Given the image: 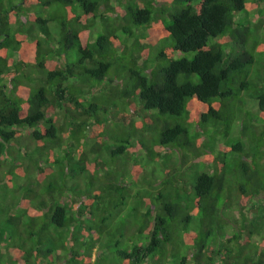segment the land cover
Masks as SVG:
<instances>
[{
	"label": "trees",
	"instance_id": "obj_1",
	"mask_svg": "<svg viewBox=\"0 0 264 264\" xmlns=\"http://www.w3.org/2000/svg\"><path fill=\"white\" fill-rule=\"evenodd\" d=\"M263 26L264 0H0V264H264Z\"/></svg>",
	"mask_w": 264,
	"mask_h": 264
},
{
	"label": "rangeland",
	"instance_id": "obj_2",
	"mask_svg": "<svg viewBox=\"0 0 264 264\" xmlns=\"http://www.w3.org/2000/svg\"><path fill=\"white\" fill-rule=\"evenodd\" d=\"M249 19L251 20V21H254L255 22V20H256V17L254 16V15H252V14H250V16H249ZM262 32L264 33V26L262 27ZM171 45V44H170ZM243 49V47L242 46H237V47H235V46H230L229 47V51H232L233 52V54L232 55H236L237 53H239L241 50ZM184 56H186L187 58H191L192 57V54H182V53H180V52H176V53H174V58L175 59H179V58H181V57H184ZM262 58L263 57H259V60H262ZM253 70L255 71V67L253 68ZM243 99V100H242ZM236 102H238V103H241V105L239 106V107H244L246 104H245V99H244V97H241V96H239V97H236ZM246 102H247V105L246 106H249V108L251 109V108H254L255 107V103L254 102H252V101H249L248 99L246 100ZM254 115V114H253ZM251 117H253V116H250L249 118L248 117H245L244 116V118H241V120H242V122H239V121H236L235 122V125H237V128H238V126L240 127V125H244V126H247L248 127V125L250 124L249 123V120H250V118ZM244 119V120H243ZM253 124L255 125V126H257V125H259V124H256V122H253ZM233 128V133L235 134L237 131H238V129H239V131L242 133L244 130L242 129V128ZM260 134V133H259ZM242 136H243V138H242ZM242 136H241V138L239 139V141L240 142H242V144L243 143H245V145L246 146H248V144H247V141L248 142H251V140H256V136H255V134H254V132H253V130L252 129H250V127L249 128H247L246 129V131L244 132V134L242 133ZM258 136V135H257ZM201 140V139H200ZM245 151H247V149L245 150ZM121 158L122 159H125V155H119L118 156V161L119 162H121ZM196 161V160H195ZM189 164V163H188ZM197 167V166H196ZM147 170L148 171H151L152 169L149 167H147ZM156 174L157 175H160L161 174V171H156ZM130 184H132L133 185V183H130ZM133 186H135V185H133ZM134 188H136V187H134ZM4 190L3 189H1V185H0V193L1 194H3L4 192H3ZM264 206V205H263ZM224 214H225V220L226 221H228V220H230V221H234V220H237V218H238V214H237V211H236V209H235V207H233V206H231V207H229L228 208V210L227 211H225L224 212ZM200 225V224H199ZM225 230L227 231V233L229 234V235H231L232 234V229L230 228V227H226L225 228ZM264 230V229H263ZM263 234H264V232H263ZM254 240L255 241H257L258 240V237H254Z\"/></svg>",
	"mask_w": 264,
	"mask_h": 264
},
{
	"label": "clouds",
	"instance_id": "obj_3",
	"mask_svg": "<svg viewBox=\"0 0 264 264\" xmlns=\"http://www.w3.org/2000/svg\"><path fill=\"white\" fill-rule=\"evenodd\" d=\"M245 101H246V99H245ZM255 103V107L254 108H251L250 110L252 111H255V110H257V104H256V102H254ZM249 109V108H248ZM253 122H256V118H251L250 119V121H249V123L251 124V125H253V126H255L254 124H253ZM256 124H259L260 125V123L258 122H256ZM263 124L261 123V126H262ZM258 126V125H257ZM236 128H237V126H236ZM238 129V128H237ZM262 130V129H261ZM241 132L238 130L236 133H235V136H237V135H239ZM242 138H243V136H242Z\"/></svg>",
	"mask_w": 264,
	"mask_h": 264
}]
</instances>
